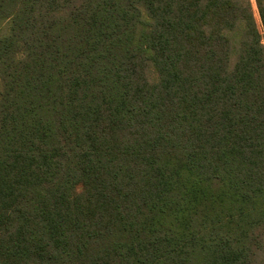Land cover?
<instances>
[{
	"label": "trees",
	"instance_id": "1",
	"mask_svg": "<svg viewBox=\"0 0 264 264\" xmlns=\"http://www.w3.org/2000/svg\"><path fill=\"white\" fill-rule=\"evenodd\" d=\"M255 4L0 0V264H264Z\"/></svg>",
	"mask_w": 264,
	"mask_h": 264
},
{
	"label": "rangeland",
	"instance_id": "2",
	"mask_svg": "<svg viewBox=\"0 0 264 264\" xmlns=\"http://www.w3.org/2000/svg\"><path fill=\"white\" fill-rule=\"evenodd\" d=\"M251 2H252V5H253V11H254V14H255V16H256L257 22H258V24H259V26H260V29H261L260 19H259V15H258V11H257L256 4H255V0H251ZM81 191H82V188L79 187V188H78V192L81 193ZM261 260H262V253L260 252V253L258 254V260H257V261H258V262H261Z\"/></svg>",
	"mask_w": 264,
	"mask_h": 264
}]
</instances>
